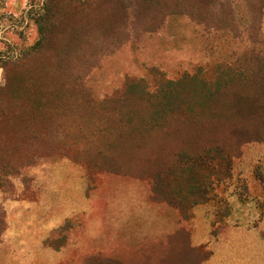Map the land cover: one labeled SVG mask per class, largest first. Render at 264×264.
Listing matches in <instances>:
<instances>
[{"label": "rangeland", "instance_id": "374dc122", "mask_svg": "<svg viewBox=\"0 0 264 264\" xmlns=\"http://www.w3.org/2000/svg\"><path fill=\"white\" fill-rule=\"evenodd\" d=\"M171 4L188 13L194 7L195 21L187 15L171 16L160 29L149 33L146 30L154 28L159 19L140 11L133 27L145 31L137 30L86 75L85 84L95 101L119 89L127 78L151 84V70L175 80L192 68L227 63L247 50L264 52V0H216L213 8L205 0H173ZM39 8L40 0H0V59L14 57L36 42L31 18ZM3 84L0 68V86ZM75 107L84 106L78 103ZM58 117L53 121L63 120ZM68 117L69 121L64 119L71 130L94 124L96 118ZM60 140L53 147L40 141L37 148L31 146L21 154H12L0 142V243L8 225L7 210L39 208L43 216L50 211L62 216L73 202L74 214L46 229L40 249L33 242L30 248L22 246L15 230L0 251V264H200L209 256L207 243L223 227L256 222L264 210V184L255 176L256 171L264 179V142L244 144L232 162L231 177L214 184V200L192 207L183 219L175 208L156 202L151 195L149 160L157 152L156 140L140 138L137 150L128 146L125 151L132 159L127 155L117 174L98 171L89 155L86 163L83 156L75 159L73 148L81 149L82 141L76 146L71 141L65 150L58 148L65 143ZM175 142L171 153L177 148ZM170 143L172 139H165L161 146ZM160 156L170 155L163 150ZM123 193L137 200L132 209L124 207ZM84 194L90 200L92 216L82 214ZM199 211L200 221L209 229L207 242L196 245L192 233ZM123 212L128 218L131 215V224L125 222ZM33 227L28 229L31 233ZM25 233L29 234L27 229Z\"/></svg>", "mask_w": 264, "mask_h": 264}, {"label": "trees", "instance_id": "16d2710c", "mask_svg": "<svg viewBox=\"0 0 264 264\" xmlns=\"http://www.w3.org/2000/svg\"><path fill=\"white\" fill-rule=\"evenodd\" d=\"M215 1L205 3L213 8ZM172 2L40 0L31 18L36 42L14 57L0 59L3 146L21 154L31 146L37 148L40 141L53 147L63 139L58 148L65 150L71 141L74 146L82 141L81 149L73 148L75 159L83 156L86 163L89 155L98 171L117 174L126 156L132 159L126 148L137 150L138 140L149 138L158 147L149 160L153 200L175 208L183 219L192 207L213 201L214 184L231 177V165L241 147L264 142V52L247 50L227 63L192 68L175 80L151 70V84L127 78L98 101L85 84L86 75L102 57L128 42L137 30L145 31L133 27L140 11L159 19L146 30L149 33L171 16L194 20V7L188 13ZM78 103L84 107H75ZM68 115L96 118L94 124L71 130L65 121ZM54 116L63 120L53 121ZM165 139L172 143L162 147ZM173 140L177 148L171 153ZM163 150L170 156H160ZM255 176L264 184L256 171ZM2 229L0 211V233Z\"/></svg>", "mask_w": 264, "mask_h": 264}, {"label": "crops", "instance_id": "0c3cea01", "mask_svg": "<svg viewBox=\"0 0 264 264\" xmlns=\"http://www.w3.org/2000/svg\"><path fill=\"white\" fill-rule=\"evenodd\" d=\"M131 194L123 193V205L126 209H132L136 205L137 200L131 198ZM38 204L35 203V207ZM82 214L91 215L94 211L90 212V200L83 195L81 199ZM68 206V205H67ZM71 205L67 208L62 216H58L56 212L50 211L49 215L43 216L39 208L31 210V208H21L7 210V229L3 233L0 243V251L6 246L9 236L16 230L18 237L21 239L22 246L32 247L36 246L41 248L43 235L47 230L55 224H60L64 219L71 218L72 213ZM70 208V210H69ZM87 208V210H86ZM12 213V214H10ZM202 212L199 211L197 220L193 223L192 239L196 245L203 244L206 241L209 226L200 221ZM126 212H123V216ZM125 222L132 223L131 215ZM35 224V227L31 225ZM49 226V227H48ZM33 227V233L28 229ZM28 231V235L25 231ZM30 242L34 244L31 246ZM209 249V256L200 262V264H264V210L256 222L249 221L242 225L225 226L217 234V238L207 243Z\"/></svg>", "mask_w": 264, "mask_h": 264}]
</instances>
